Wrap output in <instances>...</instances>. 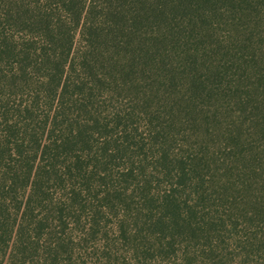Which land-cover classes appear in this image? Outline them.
Returning a JSON list of instances; mask_svg holds the SVG:
<instances>
[{
  "label": "trees",
  "instance_id": "1",
  "mask_svg": "<svg viewBox=\"0 0 264 264\" xmlns=\"http://www.w3.org/2000/svg\"><path fill=\"white\" fill-rule=\"evenodd\" d=\"M0 264H264V0H0Z\"/></svg>",
  "mask_w": 264,
  "mask_h": 264
}]
</instances>
